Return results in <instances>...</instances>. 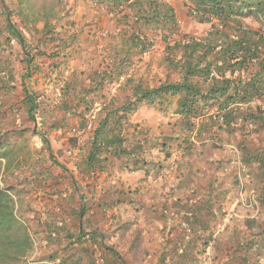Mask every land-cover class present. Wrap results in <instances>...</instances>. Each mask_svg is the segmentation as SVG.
Returning <instances> with one entry per match:
<instances>
[{"label": "rangeland", "instance_id": "obj_1", "mask_svg": "<svg viewBox=\"0 0 264 264\" xmlns=\"http://www.w3.org/2000/svg\"><path fill=\"white\" fill-rule=\"evenodd\" d=\"M170 1L178 11L183 35L200 36L208 30L207 24L205 27L204 24L193 22L184 6V0ZM9 12L11 20L22 28L27 41L32 45H39L46 52L42 54L37 49L31 50L33 61L28 65L23 60L24 50L18 40L7 31L0 32V60L6 61L14 74L11 81L14 88L6 95L0 93V153H5V157H0V181L9 189L16 213L32 237V250L22 263L75 264L77 246L67 247V240L63 241L62 237L60 243L49 241L45 227L37 222L39 218L45 220L42 216L43 206L73 209L80 205H104L106 209H112L131 204L139 210V207L145 205L142 201L145 198L128 196L129 194L123 196L120 191L131 180L130 175L138 173L143 179L139 186L146 189L151 186L166 188L171 182L174 188L189 190L192 196L208 188V182L216 183L221 188H229V197L220 201L222 210L214 215L204 216L206 227L203 230L208 232L203 239L209 237V232L210 236L211 233H220L223 234L222 237L215 239L213 244L209 240L206 252L202 251L204 245H199L200 256L194 252L193 259L175 264H208L209 258L215 264H238L237 261H232L235 232L239 231L237 235L241 237L254 238L257 236L256 231L239 234L245 232V220L254 219L256 226L264 224V210L257 194L261 181L257 174H248V169L242 167L238 143L243 141L248 147L254 148L261 145L264 135L231 136L225 131L213 138L192 135L191 139L196 141V146L189 153L188 143L181 138V126L175 113V97L170 104L164 102L152 106L143 105L129 118L127 131L139 126L145 135L151 137L146 145L148 163L142 169L130 172V167L115 160L103 172L85 174L78 167L82 154L81 145L96 125L97 116L103 113L100 105L95 104L92 113L87 114L86 125L78 115L84 110V105H78L76 112L66 114L63 107L59 106V101L63 98L62 89L74 76L78 78L77 91L84 90L91 84L95 70H105L111 59L109 42L120 32L123 24L105 9L93 6L88 0H23L20 3L17 0H0L1 22L6 21ZM46 19L62 35V40L69 42L67 49L61 54L52 55L59 49L60 41L45 43L43 27ZM165 56V43L158 39L153 49L142 56L134 55L130 74L136 78L142 77L149 86L175 78L176 74L169 73L166 69ZM114 77L116 78L115 75ZM25 87L43 100L44 108L37 109V119L34 120L29 116L24 102ZM101 93L105 94V90ZM108 93L119 104L128 94V87L123 82L113 85L110 83ZM100 98L104 103L105 97ZM55 119L60 120V128L52 130L49 123ZM42 133H46L48 145L44 143ZM74 138L77 141L74 142ZM6 163L10 166L8 170ZM98 179L104 181H97ZM105 184L109 185L108 189L112 192L110 196L105 195L106 199L105 192H97ZM134 184L127 186L128 189L137 190L139 186ZM164 200L159 199L158 202ZM218 203L215 204L218 206ZM120 215L124 217L128 214L124 212ZM112 218L116 220L118 214L115 213ZM138 218L137 215L136 219ZM123 220H129L128 216ZM12 232L13 230L10 233ZM187 232L191 233V230L188 229ZM14 237H19L20 240L24 238L22 233H12L10 238L0 237V252L5 247L11 248L9 239ZM46 239L48 242L44 243ZM125 240L123 237L122 241ZM259 256V264H264V252ZM61 257L70 258L71 262L65 263ZM83 264L96 263L89 260ZM157 264L170 263L159 260Z\"/></svg>", "mask_w": 264, "mask_h": 264}, {"label": "trees", "instance_id": "obj_2", "mask_svg": "<svg viewBox=\"0 0 264 264\" xmlns=\"http://www.w3.org/2000/svg\"><path fill=\"white\" fill-rule=\"evenodd\" d=\"M88 1L115 16L116 21L123 26L109 42L111 59L105 70H95L91 84L84 90L77 91L78 78L74 76L62 89L63 98L60 99L59 106L63 107L66 114L70 111L76 112L78 105H84V110L78 115L86 125L87 114L92 113L95 104L100 105L103 113L97 116L96 125L81 145L82 154L78 163L81 172H103L115 160L130 167V172L142 169L148 163L146 145L151 137L145 135L139 126L127 131L129 118L143 105L152 106L164 102L170 104L175 97V113L181 126V138L188 143L189 153L196 146L191 139L192 135L213 138L221 131L231 136L239 134L241 137L264 135V0H184V6L193 22L209 26L200 36L182 34L178 11L170 0ZM25 25L28 27L27 22ZM2 31L9 32L23 46V60L28 65L33 61L31 50L37 49L42 54L46 53L44 48L27 41L22 28L11 20L10 12L6 21H0V32ZM43 36L46 44L60 41L59 49L52 53L53 56L61 54L69 45L67 40H62V35L48 19L43 27ZM158 39L165 43L166 69L169 73L176 74V77L149 86L142 77L136 78L130 74V68L133 66L134 55H144L155 47ZM13 77L11 66L0 60L2 95L8 94L14 88L11 84ZM121 82L128 87V94L117 104L116 99L109 96L108 85ZM103 90L105 94L101 93ZM24 93L28 114L33 120L37 119L35 113L39 107L44 108L43 100L26 87ZM100 97H105L104 103L100 101ZM59 121H50L52 130L60 128ZM45 134L42 133L43 141L48 145ZM73 141H77V138ZM238 149L242 167L248 169V174H257L260 178L261 185L257 194L264 210V139L261 145L254 148L240 141ZM2 156L5 157V153L1 152L0 157ZM6 168H10L8 163ZM210 189L213 195L211 193L200 203L184 207L188 214L185 218L189 225L187 229L193 235H198L206 227L204 216L215 214L212 211L215 192L224 191L216 184H210ZM54 214L47 209L44 223L48 233L46 237L51 242L55 239L56 243H60L62 237L63 241L67 240V247H74L75 233L63 223L66 216L62 217V224L56 227L53 219L58 215ZM12 230L16 235L22 233L24 238L9 239L11 248L5 247L0 252V264H23L24 258L33 247L32 237L16 213L9 189L0 181V237L10 238ZM56 231L57 237L54 238ZM253 231L257 233L254 238L241 237L237 235L239 231L235 232L232 261L238 260L240 264L260 263L259 255L264 252V224L256 226L254 219L247 218L245 232L239 234ZM219 237L220 233H211L209 240ZM195 240H187V245L179 254V263L191 260L193 255L195 257ZM209 240L203 244V252H206ZM171 250H165L162 254L167 256ZM172 252L177 253L175 248ZM61 259L65 263L71 262L70 258ZM74 263L83 264V261L78 258Z\"/></svg>", "mask_w": 264, "mask_h": 264}, {"label": "crops", "instance_id": "obj_3", "mask_svg": "<svg viewBox=\"0 0 264 264\" xmlns=\"http://www.w3.org/2000/svg\"><path fill=\"white\" fill-rule=\"evenodd\" d=\"M204 26L206 27V24ZM194 142L196 143V141ZM130 176L131 180L127 183V186L133 183H135L134 186H139L140 182L143 181L141 174L134 173ZM97 181L102 182L104 179H98ZM127 186L124 185L120 190L123 196L129 194L128 196L145 198L142 200L145 205L139 207V210H136L133 207L135 205L132 206L131 204L112 209H106L104 205H94L92 207L80 205L74 206L73 209L56 207L55 205L49 206L51 207L50 212L58 215L57 218L54 216L55 219H53L56 227L62 224L61 219L66 216L63 223L67 224V227L75 233L73 240H76L75 246H77L76 249L78 250L75 260L81 258L83 262L90 260L96 264H157L159 260L163 262L165 257L166 262L175 264V262H178L179 254L187 245L189 238L196 239L193 245H196L195 248H197L195 253L197 252L198 256H200L198 252L199 245H203L204 242L209 240L210 232L208 234L209 237L205 240L203 237L208 231L205 232L203 229L199 231L198 235L189 234L187 232L189 225L185 221L188 214L184 207L188 204L200 203L210 195L212 193L210 182H208V188H204L203 192L192 196L189 190L174 188L171 182L167 184L166 188L160 186V189L157 187L152 188L153 186L147 189L139 186L137 190L136 188L132 190V188L128 189ZM108 188L109 185L105 184V187L97 190V192H105L104 196H110L112 192ZM222 189L224 191L221 190L222 192L218 191L214 194L216 198L212 203V211L214 213L222 210L221 202L229 197V188ZM80 193L87 192L80 191ZM159 199L161 201L162 199L165 200L164 202H158ZM215 203H218V206ZM214 206H217V208ZM49 207L43 206L42 216L44 219L47 217L46 213ZM124 212L128 214L124 217L128 216L129 220H123L124 217L120 214H124ZM115 213L118 214L116 220L112 218ZM47 215L50 216L49 214ZM137 215L138 219H136ZM129 216L132 219L135 218V220H130ZM37 222H41L42 227H45V220L39 218ZM122 227L124 228L122 229ZM222 235L220 236L222 237ZM55 237H57V231L54 232ZM123 237L126 238L125 241H122ZM47 242V239L44 240V243ZM232 243H234L233 240ZM173 248L176 249L177 255L172 252ZM113 250L118 252L120 256L115 255ZM165 250H171V253L165 256L162 254ZM193 258L194 255L192 256ZM237 263L240 264L238 260Z\"/></svg>", "mask_w": 264, "mask_h": 264}, {"label": "built area", "instance_id": "obj_4", "mask_svg": "<svg viewBox=\"0 0 264 264\" xmlns=\"http://www.w3.org/2000/svg\"><path fill=\"white\" fill-rule=\"evenodd\" d=\"M215 235H217V234L215 233ZM213 243H214V239L212 240L211 244H213ZM208 264H215V262L213 261L212 258H209V263Z\"/></svg>", "mask_w": 264, "mask_h": 264}]
</instances>
